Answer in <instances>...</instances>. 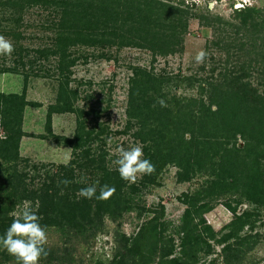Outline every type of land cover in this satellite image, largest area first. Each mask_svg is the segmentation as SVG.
Wrapping results in <instances>:
<instances>
[{
    "label": "trees",
    "instance_id": "obj_1",
    "mask_svg": "<svg viewBox=\"0 0 264 264\" xmlns=\"http://www.w3.org/2000/svg\"><path fill=\"white\" fill-rule=\"evenodd\" d=\"M87 1L0 0V35L10 38L15 48L11 56H1L0 72L20 73L24 80L52 77L58 81L56 103L48 107L45 116L48 136L57 137L51 129L52 114L69 112L76 120L73 135L62 138L63 144L72 149L70 166L30 163L28 158L21 157L19 143L27 135L22 129L24 107L37 104L26 99V83L20 94L0 92V127L4 132L0 137H6L0 138V235L10 225L17 206L25 200L38 210L42 226H55L56 230L70 234L66 241L71 235L86 240L101 229L105 218L112 219L125 210L132 194H138L149 183L155 184L158 173L173 162L182 174L204 170L214 179L209 183L206 180L199 192L203 199L210 197L208 200L200 201L198 191L184 195L187 207L182 219L179 257L167 258V254L172 253V249H168L161 255L159 264H199L202 256L215 252L214 244L222 245L219 253L224 264L238 261L250 240L249 233L257 214L252 210L238 214L237 206L243 202L261 203V190L257 192V189L260 162L264 159V91L258 93L257 89L258 85H264V57L254 61L253 68L256 66L263 78L256 86L246 78V70H237L234 66L204 78L199 87L202 96L208 93L207 104L203 97L172 95L170 102L164 99L167 106L161 107L157 100L163 99V86L170 83L171 77L133 68L127 90L125 128L134 129L133 140L143 146L144 157L152 161L155 170L129 183L120 178L114 167L106 164L108 132L96 122L100 112L75 105L78 90L70 86L72 67L82 57L79 48L83 46L106 47L115 41L119 45H131L135 43L134 38L160 55L180 51L181 35L187 26L182 14L186 11H178V14L166 4L145 0L139 4L130 0ZM35 5L41 9L50 7L48 13L38 16L36 25L50 31L51 35H43L45 40L49 39V44L28 47L20 42L24 37L21 31L27 26L26 10ZM171 11L173 18L162 15ZM258 11L256 6L235 9L243 25ZM158 25L164 26L161 27L164 30L167 27L166 32L151 28ZM250 65L252 63L248 62ZM90 114L93 115L91 125L87 120ZM45 136L38 135L39 138ZM238 137L245 141L244 147L230 148L231 141ZM204 160H212V163L203 166ZM62 179L71 183L58 187L57 182ZM97 180L100 185L114 186V195L103 201L79 196V189ZM216 190L232 195L221 204L233 213V218L218 232L203 217V212L213 207L212 195ZM158 218L153 217L130 239L141 248L138 258H142V264H150L161 238L162 223ZM61 249L59 252L57 248L46 246L49 257L56 260L59 253L64 256L70 252L69 247ZM128 251L123 249L118 259L112 258L105 264H126ZM131 255L133 261V252ZM7 261L15 259L0 250V264ZM208 264H215V260Z\"/></svg>",
    "mask_w": 264,
    "mask_h": 264
},
{
    "label": "rangeland",
    "instance_id": "obj_2",
    "mask_svg": "<svg viewBox=\"0 0 264 264\" xmlns=\"http://www.w3.org/2000/svg\"><path fill=\"white\" fill-rule=\"evenodd\" d=\"M130 1L135 4L144 2V0ZM145 1L166 4L178 14V11H186L184 15L182 14V19H185L187 26L181 35L180 51L160 55L153 53L145 47L144 42L134 38L135 43L131 45H119L115 41L111 46L106 47L83 46L79 48L82 57L72 67L73 81L70 86L78 90L75 105L85 110L94 109L100 112L96 122L101 127L107 128L106 164L111 168L116 167L113 161L118 147L128 148L139 145L131 136L134 129L125 128L127 90L133 68L151 70L155 75L163 74L171 77L170 83L163 86V100L165 99L166 102H170L174 95L181 98L203 97L207 104L208 100L205 98L208 93L205 92L203 96L200 94V82L211 74L228 71L232 66L237 70H246L245 72H248L246 78L254 86L263 81L256 66L253 68V65L255 59L260 60L264 57V0H246L259 9L246 25L241 24L236 16L234 7L239 6L238 0ZM49 10L50 7L41 9L39 5L26 10L24 21L27 26L22 28L24 37L20 40L23 45L36 47L41 43L49 44V39L45 40L43 35L50 36V31L36 25L38 16L48 13ZM173 11L162 15L173 18ZM161 27L164 26L158 25L151 28L158 30ZM166 30L167 27L165 30L161 28V31L166 32ZM8 39L12 42L10 38ZM201 49H204L208 56L202 64H197L194 57ZM101 54L104 56L102 57ZM248 62L252 65L248 66ZM24 83H26V99L37 105L24 107L22 129L27 135L20 139L19 153L21 157L28 158L30 163L37 165L62 164L63 158L72 152L70 146L63 144L62 138L73 135L76 126L75 115L69 112L52 114L51 129L57 137L48 136L45 129V116L48 107L56 103L58 81L52 77H29L24 80V76L20 73L0 72V92L2 93L20 94ZM263 91L264 85H258L257 92ZM169 104L172 105V103ZM92 119L93 115L90 114L87 117L89 125L93 124L90 122ZM3 134L0 127V136ZM41 134L46 135L45 138H39L38 135ZM244 144L245 141L238 137L231 141L229 147L241 149ZM211 163L212 160H204L203 166H210ZM39 171L44 172L42 169ZM213 177L211 178L208 171L204 170L200 173L194 171L182 174L177 164L169 162L158 173L155 184L149 183L141 188L138 194H132L128 207L112 219L105 218L101 229L96 231L95 235L87 236L86 240H83L82 236L71 235L69 241H66L70 234L56 230L55 226L46 227L48 234L46 246H49V249L57 248L59 252L61 248L69 247L70 252L64 256H60L59 253V260L50 258L49 254L46 257L42 256L39 264H60L61 261L63 264H105L112 258L118 259L123 249L129 250L130 253L126 264H142V258L140 260L138 258V255H141L139 253L141 248L130 239L144 224L157 216L162 223V227L159 228L161 238L154 248L150 264H159L161 255L168 249H172V253H168L167 258L179 257L182 219L187 207L184 195L198 191L200 201L208 200L210 197L203 199L199 192L204 182L207 180L209 183L211 179H214ZM142 178L143 175L138 176L136 181ZM260 190V204L243 202L237 206L238 214L252 210L257 214V219L253 230L249 233L250 240L246 245L244 244L245 249L243 248V252L239 255L240 259L229 264H264V159L260 162L257 192ZM217 191L212 195L213 207L203 212L206 223L215 232L221 231L222 227L233 218V213L221 204V201L231 194L223 195ZM24 203L28 202L22 201L14 212L18 211ZM221 247L222 245L214 244L215 252L202 256L199 264H208L212 259L215 260V264H224L219 253ZM131 252H133V261ZM4 264H16V261H7Z\"/></svg>",
    "mask_w": 264,
    "mask_h": 264
},
{
    "label": "clouds",
    "instance_id": "obj_3",
    "mask_svg": "<svg viewBox=\"0 0 264 264\" xmlns=\"http://www.w3.org/2000/svg\"><path fill=\"white\" fill-rule=\"evenodd\" d=\"M14 50L13 43L0 35V55L11 56ZM207 56L208 53L201 49L197 51L194 60L197 64H202ZM157 102L161 107L167 106L163 99H158ZM115 156L116 158L113 161L116 166L115 170L119 173L120 178L126 182L134 183L138 176L151 174L155 170L152 161L144 157L143 146L141 145H132L128 148L120 146L117 148ZM71 160L72 156L69 153L61 163L68 167ZM70 183L71 181L62 179L57 182V186L63 184L67 187ZM114 193V186L100 185L98 180L79 189L80 197L85 199L95 198L101 201L109 199ZM40 219L38 210L32 204L24 203L18 211L12 214L10 225L0 235V250H5L10 256L14 257L16 264H39L41 257L48 255L46 250L48 234L46 227L40 224Z\"/></svg>",
    "mask_w": 264,
    "mask_h": 264
},
{
    "label": "flooded vegetation",
    "instance_id": "obj_4",
    "mask_svg": "<svg viewBox=\"0 0 264 264\" xmlns=\"http://www.w3.org/2000/svg\"><path fill=\"white\" fill-rule=\"evenodd\" d=\"M237 3L239 4V6H235L234 9H240V8H244L246 6H253L251 4L248 3V1L246 0H238ZM235 5V3H234Z\"/></svg>",
    "mask_w": 264,
    "mask_h": 264
}]
</instances>
